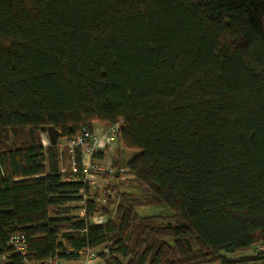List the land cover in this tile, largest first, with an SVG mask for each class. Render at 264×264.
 Wrapping results in <instances>:
<instances>
[{
	"label": "trees",
	"instance_id": "trees-1",
	"mask_svg": "<svg viewBox=\"0 0 264 264\" xmlns=\"http://www.w3.org/2000/svg\"><path fill=\"white\" fill-rule=\"evenodd\" d=\"M119 120L149 193L107 183L98 204L58 142ZM154 203L177 222L137 214ZM13 233L30 261L264 264L223 254L264 244V0H0V255Z\"/></svg>",
	"mask_w": 264,
	"mask_h": 264
},
{
	"label": "built area",
	"instance_id": "built-area-1",
	"mask_svg": "<svg viewBox=\"0 0 264 264\" xmlns=\"http://www.w3.org/2000/svg\"><path fill=\"white\" fill-rule=\"evenodd\" d=\"M121 121L109 126L100 136L93 134L88 127H82L75 136L71 139L59 143L60 147L65 144L68 148L69 158L68 165L72 172V177H65L67 180L75 179L82 181L90 191H99V195L96 198L98 204L106 203L108 191L106 189L107 183L103 184L100 179H104L103 172L112 174L114 168L111 164L104 160H93L92 155L94 152L102 149L107 144L114 143L119 137V128ZM45 145V143H43ZM81 153V169H77V162L75 157V151ZM61 171H65V167L61 168ZM83 199L86 195L83 194ZM82 203V201H81ZM83 209H80L79 213L82 214ZM92 219L96 224L104 223L107 220L106 215H95ZM8 245L11 247V252L0 255V264L7 262L8 257L11 254H17L22 257L25 264H66L65 261L59 259L57 256H52L43 261H30L26 259V238L23 234L13 233L8 236ZM108 249L105 247L101 250L102 253L107 254ZM83 254L80 260H77L76 264H90L98 257L99 251L82 250L79 251ZM254 252L264 256V244L259 243L254 246Z\"/></svg>",
	"mask_w": 264,
	"mask_h": 264
},
{
	"label": "rangeland",
	"instance_id": "rangeland-1",
	"mask_svg": "<svg viewBox=\"0 0 264 264\" xmlns=\"http://www.w3.org/2000/svg\"><path fill=\"white\" fill-rule=\"evenodd\" d=\"M41 138L42 142L45 143V145L49 142L48 136L46 132L41 133ZM61 144L64 142L63 140L59 141ZM138 151L136 150H127L122 148L121 144H119V141H115L114 146L112 147L111 150H109V153H106L105 155V161L111 165L114 162V160H117L118 164L120 166H123L124 163L133 157L135 154H137ZM61 164L67 166V160L66 158L61 160ZM133 177L129 174H126L121 171L119 177L115 178L114 176L107 178V180L100 179V182L105 184L108 182L110 186H115L117 187V190L121 191H128L131 192L132 194H135L137 196H146L149 191L148 189L139 183H135V181L132 180ZM136 212L140 216H152V215H161L164 218L165 223H171L175 224L177 222L176 218L173 217L172 211L166 206L165 204H160V203H154V204H144L141 206L136 207ZM99 215V214H97ZM226 256L229 257H243V256H255V252L253 251L252 248H250L247 251H241V252H235V253H223ZM95 264H106L105 259L102 257H97L95 259ZM253 263H262L261 261L259 262H251L250 264Z\"/></svg>",
	"mask_w": 264,
	"mask_h": 264
},
{
	"label": "crops",
	"instance_id": "crops-1",
	"mask_svg": "<svg viewBox=\"0 0 264 264\" xmlns=\"http://www.w3.org/2000/svg\"><path fill=\"white\" fill-rule=\"evenodd\" d=\"M107 128H106V126H104L103 124H101V123H94L93 124V128H92V132H93V134H95V135H97V136H100L105 130H106ZM117 141H119V140H117ZM114 144H115V142L114 143H112V144H107V145H105L102 149H100V151L101 152H103V155H104V158H103V160L105 161V155H106V153H108V154H110L109 153V150H111L112 149V147L114 146ZM119 144H120V141H119ZM123 148V147H122ZM94 160H97V161H101L100 159H94ZM115 161H117V160H114V162ZM114 162L112 163L113 165V168H114V170H116V167L114 166ZM120 166V165H119ZM121 171L123 172V166H120L119 167V172L118 173H115V174H113L112 176H114L115 178H117V177H119V175H120V173H121ZM112 176H110V177H112ZM109 178V177H108ZM105 180H107V178H104ZM108 183V182H107ZM92 223H96L92 218H91V220H90ZM95 251V250H94ZM80 258H82V257H80ZM80 258L79 259H76V260H73V261H65L66 262V264H76V262H77V260H80ZM95 260H93L90 264H95V262H94Z\"/></svg>",
	"mask_w": 264,
	"mask_h": 264
},
{
	"label": "water",
	"instance_id": "water-1",
	"mask_svg": "<svg viewBox=\"0 0 264 264\" xmlns=\"http://www.w3.org/2000/svg\"><path fill=\"white\" fill-rule=\"evenodd\" d=\"M42 132H46L48 136L49 143L51 145H56L59 139V132L58 130L53 126H47L44 128H41Z\"/></svg>",
	"mask_w": 264,
	"mask_h": 264
}]
</instances>
